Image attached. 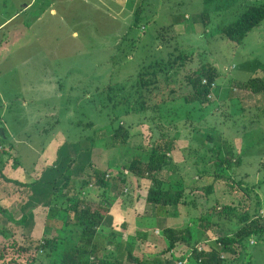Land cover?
Wrapping results in <instances>:
<instances>
[{
    "label": "rangeland",
    "instance_id": "obj_1",
    "mask_svg": "<svg viewBox=\"0 0 264 264\" xmlns=\"http://www.w3.org/2000/svg\"><path fill=\"white\" fill-rule=\"evenodd\" d=\"M30 3L32 9L28 14L6 22L20 6ZM258 5H264V0H218L212 4L204 0H0V26L5 24L0 28V136L5 142L0 146V193L12 200L17 196L24 202L35 190L46 198L47 189L51 193L49 185L58 178L55 171L62 166L58 155L64 154L63 147L79 148L86 158L79 159L74 151L66 155L67 160L75 162L74 182L89 183L82 190L76 189V197L98 209L100 202L90 195L94 170L106 179L118 178L124 172L131 180L126 167L134 158L146 164L153 140L164 143L174 138L177 142L171 159L176 167L172 174L161 173L163 189L183 190L181 201L193 200L194 204L162 208L169 222L146 217L144 222L127 223L137 224L145 237L138 234L125 242L122 238L114 241V234H123L122 229L115 228L114 234H97L94 242L100 251L92 250L91 260L97 256L111 264H136L129 260L131 255L145 264H178L188 258L186 252L192 253L196 248L220 252L225 264H264V234L261 238H244L227 253L218 241L225 236L236 239L237 232L246 224L239 218L247 216V200V224L257 222L264 228V114L258 111L264 109V93L251 94L241 89L248 80L264 76V21L240 44L221 34L223 27L239 19L248 7ZM139 8V31L129 34L131 46L127 41L129 49L125 51L124 46L121 52L123 59H127L114 65L111 59L120 52L118 46L134 24ZM174 52L185 53L192 59L185 63L179 76L176 72V76L161 77L164 98L169 100L170 89H179L170 96L178 98L177 106L171 105L173 112L168 111L172 115L163 121L141 126L140 116L136 120L127 115L123 106L127 101L132 106L135 100L129 98L133 92L131 80L155 61L168 62ZM203 64L216 68L220 78L209 102L189 108L184 100L189 94L184 86L185 73ZM109 87H117L119 92L126 90L114 99L119 103L115 111L108 101ZM184 108L195 113L187 115ZM115 116L123 121L113 123ZM254 119L258 123L254 124ZM120 124L129 129L125 143L123 135L113 141V130ZM151 126L156 129L154 134ZM206 135L222 145L224 156L231 155L233 162L215 169V156L207 154L208 149L203 146ZM206 144L209 146L208 141ZM81 160L86 168H82ZM89 160L92 165L87 167ZM218 175L224 179L217 180ZM4 176L9 182H41L23 188L6 182ZM58 182L60 189L63 183ZM142 183L146 189L149 183ZM244 189L248 192H242ZM130 192L129 186L122 194L128 197ZM58 194L61 195L58 191L55 198L51 193L48 201L39 206L63 208L67 203ZM6 201L4 207L9 208L12 201ZM124 201L129 202V198ZM227 206L235 207L239 218L230 220L221 214ZM102 209L108 211L104 204ZM60 216L62 221L55 214L42 216V229L33 230V236L31 231L23 233L19 226L13 227V223L8 229L5 220L1 226L7 234L0 237L4 248L0 264H32L36 255L39 261L53 264L46 261L48 250L39 254L38 250L51 238L55 225L57 237L67 244L59 242V264H72L75 255H79L76 251L91 253L81 243L82 229L67 226L74 214L64 211ZM62 222L66 224L61 225ZM143 223L145 229L141 228ZM168 227L178 232L188 228L192 233L191 245L182 238L183 234H176V247L169 252L171 244L164 235Z\"/></svg>",
    "mask_w": 264,
    "mask_h": 264
},
{
    "label": "trees",
    "instance_id": "obj_2",
    "mask_svg": "<svg viewBox=\"0 0 264 264\" xmlns=\"http://www.w3.org/2000/svg\"><path fill=\"white\" fill-rule=\"evenodd\" d=\"M218 0H204L206 4H212L213 2H216ZM141 8V7H140ZM137 10L136 13V19L134 24L128 29V31L124 34V40L123 43L118 46L119 53L114 56L111 59V63L114 65H118L121 61L124 59H127L125 57L123 59V53H121L125 46L126 49H129L127 46V41L130 43L131 46V39L129 38V34L135 33L139 31V23H140V14L141 9ZM205 20V19H204ZM264 21V5H258V6H250L246 9V11L237 19L235 22L231 23L230 25H227L223 27L221 30L222 37L224 39L229 40L233 43H242L244 39L248 36L249 33H251L254 29H256L260 24ZM129 59V57H128ZM169 61L165 62L164 60L161 61H155L154 64L148 65L147 67H143L142 70L137 74L133 80H131V89H133V92L129 95V98L135 99L133 101V105L130 106L131 102L129 101L123 103V106L125 107V111L127 115H132L133 117H136V120L139 119L137 117L140 116L141 120L139 125L142 126V124H148L153 125L156 121L162 120L165 118H168L172 114L169 112H173L171 110V105H176V102H178L177 97L170 98L171 95H174L177 93L179 89L173 88L170 89V92L168 94L169 100L167 98H164L165 95L161 93L163 90L161 89V86L164 82V79L161 77L172 75L179 76V72L184 69L186 66V62H190L192 59L186 55L185 53H182L181 55H177L174 53L170 54L168 57ZM146 66V65H143ZM177 72V74H176ZM185 82L186 84V90H188L189 94L184 98L186 105H189V108L195 109L194 106L202 105L207 102H209L208 97L210 96L213 88H215L217 83V80L220 78V73L216 68H213L211 66H208L207 64L201 65L196 70H190L188 73H185ZM206 82V83H204ZM241 89L248 92H251V94H260L264 93V76L263 78H254L248 80L246 83L241 85ZM108 94L111 96H108V101L113 104L114 111L117 110L118 104L114 102V99L116 97H119L120 95H123L126 90L122 89L121 92L118 91V88H108ZM161 93V94H159ZM159 94V95H158ZM193 104V105H191ZM120 107V105H119ZM169 110V111H168ZM180 110V109H179ZM183 110L186 111L187 115H190L191 112L187 111L186 108ZM182 110V111H183ZM259 112H262L264 114V109L258 110ZM243 112H246L243 110ZM176 113V112H174ZM178 113V112H177ZM174 116L178 117L176 114ZM264 116V115H263ZM123 120L120 118V116H115L114 122H122ZM254 124L258 123L256 119H254ZM5 128V127H4ZM153 134L156 131L154 129V126L150 127ZM3 131L6 133L7 131L3 129ZM113 131H115V134L113 136V141H117V137L120 135H123V143L126 142L127 137L129 136V129H126V127L123 124H120L118 128H115ZM203 146L207 148L206 151L207 154H212L215 156L214 160V167L215 169H221L224 168L226 165H229L231 162H233V157L230 155L229 157L224 156V150L222 148V145L215 143V140L211 137V135L203 136ZM161 138H164L161 137ZM202 138V137H201ZM199 138V140L201 139ZM152 143V150L151 155L149 158V162L144 164L140 160L133 159L132 162L129 164L126 169L129 172V175L132 177L140 180V179H148L152 181V185L147 193L146 196V202L150 205L156 206V208L160 211H163L162 208L164 207H179L181 205L190 207L194 203L190 201H181L183 190H177L174 191L169 188V190H164L163 185L165 184V181L160 178L161 173L167 172V173H174V168L176 167L175 164L172 162L171 154L174 153L175 147H176V139L172 138L166 142H161L153 140ZM207 141L209 142V146H207ZM3 137L0 136V146L4 144ZM210 144L213 145V148H210ZM64 152V151H63ZM60 164L62 165L60 170H56L55 174L58 178H55L54 183L50 184L51 193H53V196L56 192H60V196H57L63 200V202L67 203L66 206H63V208L57 207L58 209L51 208L49 210V215L55 214V218L59 217L61 219V213L63 214L65 212L73 213L74 216H72V220H68L70 224L67 226L73 225L74 227L81 228V243H83L86 247L91 249V253L89 251H76L79 255H75L73 258V263L76 264L75 261L80 262V264H111L106 259H99L97 256H95L94 260H91L92 256V250L99 252L100 248L95 246V237L97 234H99L98 230L102 225L104 215H106L107 211L102 209V205L104 202L108 200L110 195L108 194L110 190L114 189L116 190V195L119 197H123L124 190L128 188V177L125 176L123 173L118 174V178H109L106 179V177L101 175L97 170H94V177L93 180H91L92 187L95 188L96 191H101L102 195L101 198H104L105 200H102L100 202L101 207L98 209H94L91 207V205L87 204L86 202H82L78 197H76V189H84L87 185H89L88 182H77L73 180L72 177V166L73 162L67 160L64 158V155L62 158H60ZM239 162V161H238ZM68 163V164H67ZM21 166V165H20ZM85 167V166H83ZM168 168V169H166ZM206 176H209V171L205 170ZM0 174L3 176V173L0 172ZM59 175V176H58ZM54 178V176H52ZM43 178V176H42ZM4 179L8 183L15 184L20 187H26V188H32L35 184H40L41 180H36L37 183L35 184H23L17 181H7V179L4 176ZM217 180L224 179L222 176L218 175L216 177ZM40 181V182H39ZM57 181L62 182V186L60 189L57 187ZM216 181V180H215ZM58 182V183H59ZM182 183V182H180ZM177 185V184H176ZM242 186V185H239ZM89 187V186H88ZM243 189V188H242ZM175 192V193H174ZM242 192H248L247 189L242 190ZM107 195V196H106ZM56 198V196H54ZM53 201V199H52ZM55 201V200H54ZM53 201V202H54ZM52 202V203H53ZM249 201L247 200L246 203H244V209L247 211V216L244 218L239 216L237 213V210L235 207L227 206L224 207L221 214H224L226 218L230 220H236V218L241 219L242 222L246 223L244 227L241 228L240 232H237L236 239L231 237H221L218 239L219 243L223 247L224 252L232 251L231 249L237 245H240L243 242V239L246 237H262L264 234V228H260L257 225V222H252L251 224H247L249 221ZM260 204V199L257 196V206ZM55 208V207H54ZM64 210V211H63ZM4 213H7L5 209H3L0 206V216ZM225 219V218H224ZM12 219H8L7 224L10 225ZM62 221V219H61ZM27 222V217L23 218V222L18 223L17 225L22 227L23 233H28L30 231H27L28 226L25 227V223ZM7 224H5L7 226ZM66 224L64 222L61 223V225ZM59 225V224H58ZM9 229V228H8ZM58 230L57 226L55 225L54 233L50 236L51 240L47 237V243L42 244L38 250V254L41 252H44V250H48L46 253V261L47 259L49 261H52L53 264H59L61 262L57 261L59 257V242H62L65 246H67L66 242L64 240L57 237L56 231ZM33 233V230L31 231ZM3 233V234H1ZM7 234L6 228H3L0 225V237L2 235ZM30 233V235L32 234ZM176 234L182 235V238L188 243V245H191V232L189 229H184L181 231H175L173 228H166L164 230L165 238L170 242L171 246L169 249V252L171 249L176 247ZM238 238V240H237ZM54 244V245H53ZM44 245V246H43ZM63 245V246H64ZM95 246V247H94ZM3 244L0 242V259H2L3 254ZM79 250V249H78ZM61 251V250H60ZM165 253V251H163ZM70 253V252H69ZM68 253V255H69ZM234 253V252H233ZM236 253V252H235ZM66 254V253H65ZM97 255V254H96ZM130 255V253H129ZM62 257V255H60ZM171 259L173 260V255H170ZM5 258V256H4ZM38 256L36 255L33 258L32 264H47L44 260H38ZM129 260L132 263L136 264H145L140 263L139 260L134 259L131 255L129 256ZM192 261L195 262V264H225V262L221 259L220 252L209 250L206 251H199L198 249H194L192 252V255L188 258L187 264H192ZM77 262V263H78ZM79 264V263H78ZM115 264H121V262L116 261Z\"/></svg>",
    "mask_w": 264,
    "mask_h": 264
},
{
    "label": "crops",
    "instance_id": "obj_3",
    "mask_svg": "<svg viewBox=\"0 0 264 264\" xmlns=\"http://www.w3.org/2000/svg\"><path fill=\"white\" fill-rule=\"evenodd\" d=\"M31 4L32 3L24 4V5L20 6V9L18 10V12L6 22L7 23L10 22V20H12L14 17H16L18 15L28 14L30 12V10L32 9ZM40 18L43 20L42 17H40ZM4 25L5 24L1 25L0 28ZM242 100H243V98H242ZM57 149H59V148H57ZM63 151H64V154H63L64 158H66L68 151H70V152L74 151L75 154L78 155L79 159L82 157H85V156H83V154H85V153H83V154L80 153L79 148L70 149V148L63 147ZM63 155H61V156L58 155V158L59 159L62 158ZM78 157H76L77 159L75 161L78 160ZM56 159H57V157H56ZM72 162H74V161H72ZM80 163H81V165L85 166V167L82 166V168H86V165H84V163H82V160L80 161ZM86 164H88L87 167L92 165L91 161L86 163ZM74 165H75V162H74L72 169H71L73 173L76 172V171H74ZM79 172L80 171L78 170L77 173H79ZM114 178H116V177H114ZM75 180H76V178H75ZM143 180H146V182L149 183L147 185L146 189H145V184L142 183ZM150 181L151 180H148V179L138 180L132 176H131V180H130V177H128V184H129L130 190H131V192H130L131 194L128 197L117 196L116 193H114V189L109 191L108 194L110 195V197L108 198V200L106 202L103 203L105 205V208H107L108 211H107V213L103 219L101 227L98 230L99 234L100 233H107V232H109L110 234H114L115 229L116 230L122 229L123 234H119V233L114 234L113 235L114 237H112V238L114 241L116 239L122 238L123 241L125 242L127 240H131V237H133L135 235H137V237H138V234H142L144 237L146 236L145 233L140 232V227L138 228L137 224H134V226H133V224H127V223H134V222L137 223V221H139V220L144 222L146 217H147V219L152 218V217H154V218L159 217V220H161L162 223L169 222V219L166 218V216H167L166 213H164L165 211L162 212V211L158 210L157 208L152 210V208H151L152 205H150L146 202V196H147V193L151 187ZM143 189L145 191H143ZM90 191H91L90 195H92V194L95 195L96 196L95 198H97V200L99 202H101L102 200H105L104 198H101V196H100V195H102V193H98V191H96L94 188ZM50 194L51 193L49 192V189H47V196L45 198L44 193H38L34 190L32 195H28L29 197L30 196L31 197L30 198L28 197L24 202H22L21 200H19V198H16L17 196L12 200L8 195L0 193V206L1 207H4L5 204L3 202L6 201V198H8L12 201V203H9L10 204L9 208L4 207V209L6 210L7 213H4L3 215L5 217L7 216L8 218L7 217L5 218L3 215H1L0 216V225L3 224V222L5 220L7 223L8 219H12L11 222H13V225H14L13 227L18 228L17 224L23 222V218L27 217V222L25 223V227L28 226V227H26L27 231H32V230L35 231L36 229H42V227L40 225L42 216L48 215L49 210L52 207L50 208V206H48V207L47 206L46 207L39 206V204L42 201H46V200L48 201ZM143 194H144V196H143ZM126 198H129V202L124 201ZM46 205H48V202ZM14 209H15V212H13ZM53 209H55V208H53ZM161 213L165 214L162 218H160ZM151 214H152V216H150ZM144 224L145 223H143V227H141L142 229L144 228ZM157 225H158V221H157ZM7 226H8V224H7ZM9 227H10V225L7 228H9ZM125 227H126V229H125ZM19 228L22 231L24 230L21 226ZM133 228L135 229L134 232H133ZM168 228H170V227H168ZM34 231L30 236H33ZM214 239H216V238H214ZM214 239H212V240H214Z\"/></svg>",
    "mask_w": 264,
    "mask_h": 264
},
{
    "label": "built area",
    "instance_id": "obj_4",
    "mask_svg": "<svg viewBox=\"0 0 264 264\" xmlns=\"http://www.w3.org/2000/svg\"><path fill=\"white\" fill-rule=\"evenodd\" d=\"M204 83H206V82H204ZM127 174H129V172H127ZM199 251H201V250H199ZM188 256V258L192 255V253L190 252H186V254H185V256ZM181 259H182V257H180ZM188 258H186V260H182V261H180L178 264H187V262H188Z\"/></svg>",
    "mask_w": 264,
    "mask_h": 264
}]
</instances>
